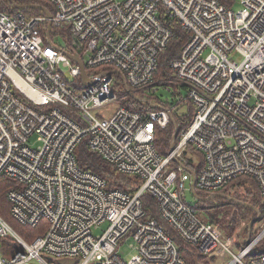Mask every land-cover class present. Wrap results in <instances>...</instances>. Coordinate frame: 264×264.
Returning <instances> with one entry per match:
<instances>
[{"label":"built area","instance_id":"1","mask_svg":"<svg viewBox=\"0 0 264 264\" xmlns=\"http://www.w3.org/2000/svg\"><path fill=\"white\" fill-rule=\"evenodd\" d=\"M43 1L53 15L44 8V16L0 12V179L14 184L7 193L12 218L37 233L26 241L0 217V239L20 249L0 255V264H187L164 226L144 219V194L200 254L264 264V250L255 251L264 228L250 231L237 251L185 199L187 191L214 198L238 177L254 180L264 196V0H239L236 12L219 0ZM159 7L188 34L169 68L194 107L166 156L155 149V132L174 122L175 106L102 112L119 103L114 73L127 95L162 88L153 76L175 35ZM52 28L66 34L64 47L51 41ZM67 54L94 84L84 87L81 67ZM235 54L240 63L230 59ZM83 142L141 185L133 194L110 189L81 168L74 152ZM189 147L202 155L199 172L188 169ZM122 245L133 251L127 261Z\"/></svg>","mask_w":264,"mask_h":264},{"label":"trees","instance_id":"2","mask_svg":"<svg viewBox=\"0 0 264 264\" xmlns=\"http://www.w3.org/2000/svg\"><path fill=\"white\" fill-rule=\"evenodd\" d=\"M219 1L227 6H231L232 4V0ZM41 8H44L51 15L54 14L52 6L43 0H11V2L8 0H0V12L8 15L21 12L25 16H44V11ZM159 11L165 26L172 30L175 38L169 43L167 49L159 56L158 69L154 73L153 81L158 83L162 88L170 89L171 87L174 90H179L180 88L183 89L184 87L182 85H179L174 81V75L169 68V64L172 60L179 56L181 49L187 42L188 34L183 31L175 21L164 17L162 7H159ZM46 28L47 27L45 26V28L42 30L43 34L46 32ZM52 33L62 36L66 41V34H64L62 29L52 28ZM114 77L115 83L113 87L116 93H118L119 106L140 112L154 111L167 106H175L176 108L172 113V116L175 126L178 129V135H180L191 123L194 114V107L189 102L184 101V98H181L178 101L173 99L163 101L160 100V98L156 95L150 96L141 92L130 90L135 93L137 97L147 101L139 102L127 95L121 81V76L117 73H114ZM181 109L184 110L180 112ZM175 126L170 123L165 129H156L154 146L160 156H166L169 153L170 143ZM74 156L81 168L89 170L105 179L110 189H120L123 192L133 194L135 190L141 185V182L138 179L117 173L113 166L105 162L96 153L91 152L86 146L85 142L81 143L76 148ZM186 159L188 161L189 170L195 173L200 171L203 166V158L200 153L195 152L192 147H189L186 153ZM13 185V182L6 178L0 179V217L5 220L24 240L32 241L33 236L37 235L36 231L20 226L10 215L7 193L13 187ZM217 194H219L222 198H226L225 196H228L231 199L246 203L250 206H243L229 201V204L235 207V212L232 214L233 221L227 225L231 232L235 231V227L238 223L239 226H243L244 224H247L249 221L256 218L257 215H264V196L262 195L256 182L248 177H238L234 179L224 190ZM196 196L200 198L206 197L200 192H196ZM141 202L145 212L144 219H156L164 226L165 231L170 234L177 248L179 249L181 256L185 259L187 264H226V258L217 255L206 256L200 254L196 248L189 246L180 240L176 234L172 232L170 228L160 219L155 208L154 200L151 196L144 194L141 197ZM200 204L204 208H211L213 201L211 200L205 203L200 202ZM192 207L196 210L194 205H192ZM212 221L208 223L217 225ZM245 229L247 231V236L245 239H243L242 235L239 237L232 236L223 238L225 240L228 238H233L236 242L237 251H240L247 245L250 231L254 230L255 233H257L261 230L256 229L255 225H253L251 229ZM252 237L253 236L251 235L250 238ZM0 242V254L4 257L11 258L16 251L20 250L18 244L13 240L0 239ZM263 250L264 238L255 247V251Z\"/></svg>","mask_w":264,"mask_h":264},{"label":"rangeland","instance_id":"3","mask_svg":"<svg viewBox=\"0 0 264 264\" xmlns=\"http://www.w3.org/2000/svg\"><path fill=\"white\" fill-rule=\"evenodd\" d=\"M232 10L233 11H238L240 7L239 0H232ZM51 41L55 44H59L60 46L64 47L66 45L65 39L60 36V35H55L52 33L51 35ZM230 59L232 61L240 63L242 61V58L235 54L231 55ZM156 96L160 98V100H179L183 99L186 97V90L183 88H180L179 90H174L173 88L170 87V89L167 88H161L156 92ZM120 104H110L107 107L104 108L102 112L110 111L113 112ZM184 109H181L180 112H182ZM31 144L34 147L39 146V143L37 141V137L34 136L30 140ZM196 163V161H195ZM228 197V196H225ZM185 199L188 203L194 205L196 207V213L199 219H201L204 222H215L219 230L222 232V236L224 238L227 237H232L236 236L239 237L240 235L243 236V239L246 238L247 236V231H246V226L250 223V221L247 224H244L243 226H239V223L235 227V231L231 232V230L227 227L228 224H230L232 220V214L235 212V207H233L231 204H229L230 200L227 198H222L220 197L219 194H216L215 197L212 199L213 205L211 208H204L201 206L200 202L197 201L195 194L192 193V191H187L185 193ZM235 200V199H234ZM202 203V202H201ZM243 203V202H242ZM245 204V203H243ZM248 205V204H247ZM259 217L257 224H255L256 229H262L264 228V215H257ZM256 217V218H257ZM255 219V218H254ZM252 221V220H251ZM248 229V228H247ZM251 229V228H250ZM241 239V240H243ZM231 242L229 243L231 247H234L236 249V242L234 241L233 238L230 240ZM0 248H1V242H0ZM119 254L122 256V258L127 261L131 258L133 255V251L129 249L127 245H122L121 248L119 249ZM1 255V254H0ZM31 264H38L35 260H31Z\"/></svg>","mask_w":264,"mask_h":264},{"label":"water","instance_id":"4","mask_svg":"<svg viewBox=\"0 0 264 264\" xmlns=\"http://www.w3.org/2000/svg\"><path fill=\"white\" fill-rule=\"evenodd\" d=\"M8 1L11 2V0H8ZM46 14H47V13H46ZM50 30H51V24L48 25V29H47V33H48V34H49V31H50ZM67 55H68V57H69L71 60H73L75 63H77V64L81 67V81H82L84 87H87V86H89V85L94 84L95 81H94V80H90V79L87 77V74H86V72H85V68H84V66H83V64H82V62H81V60H80L76 55H73V54H67ZM129 95H130V97H132L133 99H135V100H137V101H139V102H145V100H143V99L137 97V96H136L134 93H132V92H129ZM172 123H173V125L175 126V124H174L173 121H172ZM177 135H178V129H177V127L175 126L174 133H173V136H172V140H171V143H170V150H172V148H173V143H174V141H175ZM226 198H227L228 200L232 201V202H235V203L239 204V205L249 206V205H247L246 203L243 204L242 202H239V201H237V200L231 199L230 197H226ZM196 199H197V201H199V202H203V203H205V202L211 201V200L213 199V197H207V198H199V197H197ZM249 207H250V206H249ZM254 210H255V208H254ZM258 219H259V217H257V218H255V219H253L252 221H250V223L246 226V228H251L253 225L257 224ZM59 263H60V264H72V261H60Z\"/></svg>","mask_w":264,"mask_h":264}]
</instances>
